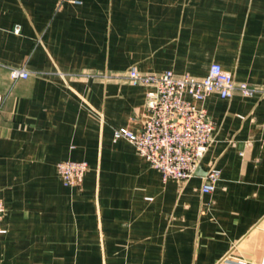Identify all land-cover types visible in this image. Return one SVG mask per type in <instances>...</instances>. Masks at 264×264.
Returning a JSON list of instances; mask_svg holds the SVG:
<instances>
[{
	"label": "crops",
	"instance_id": "crops-1",
	"mask_svg": "<svg viewBox=\"0 0 264 264\" xmlns=\"http://www.w3.org/2000/svg\"><path fill=\"white\" fill-rule=\"evenodd\" d=\"M214 62L258 91L201 102L211 145L164 181L114 136L141 129L153 89L127 73ZM0 99V264H264V0H0ZM62 160L88 163L81 186Z\"/></svg>",
	"mask_w": 264,
	"mask_h": 264
},
{
	"label": "built area",
	"instance_id": "built-area-1",
	"mask_svg": "<svg viewBox=\"0 0 264 264\" xmlns=\"http://www.w3.org/2000/svg\"><path fill=\"white\" fill-rule=\"evenodd\" d=\"M10 74L13 79L27 78L30 71L14 67ZM127 76L133 84L152 85L153 89L147 93L141 129L121 127L115 130L114 136L131 142L149 166L161 173L164 181H186L194 177L211 145L215 123L201 102L212 93L230 98L236 91L246 96L258 91L246 82L236 84L232 74L217 62L211 64L208 74L201 79L189 73L177 75L173 70L146 74L136 65L130 67ZM57 170L65 185L81 186L89 165L83 160H62L57 163ZM220 179V170L211 166L201 190L215 191ZM5 213L6 206L0 197V223ZM5 232L7 229L0 225V233ZM240 264L246 263L240 261Z\"/></svg>",
	"mask_w": 264,
	"mask_h": 264
},
{
	"label": "rangeland",
	"instance_id": "rangeland-1",
	"mask_svg": "<svg viewBox=\"0 0 264 264\" xmlns=\"http://www.w3.org/2000/svg\"><path fill=\"white\" fill-rule=\"evenodd\" d=\"M127 75H128V73H127ZM128 77V76H127Z\"/></svg>",
	"mask_w": 264,
	"mask_h": 264
}]
</instances>
